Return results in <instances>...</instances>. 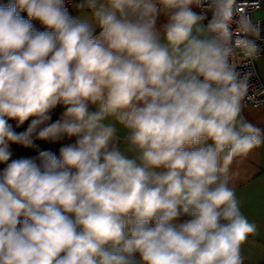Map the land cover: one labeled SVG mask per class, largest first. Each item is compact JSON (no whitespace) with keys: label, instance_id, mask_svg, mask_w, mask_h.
<instances>
[{"label":"clouds","instance_id":"9594fccd","mask_svg":"<svg viewBox=\"0 0 264 264\" xmlns=\"http://www.w3.org/2000/svg\"><path fill=\"white\" fill-rule=\"evenodd\" d=\"M235 5L0 0V264H245L234 166L264 126Z\"/></svg>","mask_w":264,"mask_h":264},{"label":"crops","instance_id":"0c3cea01","mask_svg":"<svg viewBox=\"0 0 264 264\" xmlns=\"http://www.w3.org/2000/svg\"><path fill=\"white\" fill-rule=\"evenodd\" d=\"M260 1L262 7L256 12L255 18H264V0ZM257 69L264 82V56L257 59ZM245 116L253 123L264 126V103L258 109L249 104ZM234 172L237 174V191L242 200L243 210L264 228V148L257 149L244 165L234 166ZM262 247H264V231L255 242L256 249ZM255 248H245V264H264V256L259 255Z\"/></svg>","mask_w":264,"mask_h":264},{"label":"built area","instance_id":"2783aa9c","mask_svg":"<svg viewBox=\"0 0 264 264\" xmlns=\"http://www.w3.org/2000/svg\"><path fill=\"white\" fill-rule=\"evenodd\" d=\"M236 7L239 8V12L236 14L234 21L231 25L232 28V39L235 42L245 36V33L241 31V25L239 23L241 16L246 15L250 18L253 25H258L260 28V37L256 40L259 47V52L255 58L247 57L244 51L240 47H236L233 43L234 53L232 56V62L238 67L241 74H251L249 77V96L252 98L250 105L258 103L259 105L264 103V82L260 77L257 69V59L264 56V18H255L256 12L261 7L260 0H237ZM209 18L211 14L209 13Z\"/></svg>","mask_w":264,"mask_h":264},{"label":"rangeland","instance_id":"374dc122","mask_svg":"<svg viewBox=\"0 0 264 264\" xmlns=\"http://www.w3.org/2000/svg\"><path fill=\"white\" fill-rule=\"evenodd\" d=\"M14 124V122H12Z\"/></svg>","mask_w":264,"mask_h":264}]
</instances>
